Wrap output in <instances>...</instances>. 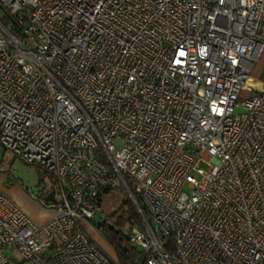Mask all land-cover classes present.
<instances>
[{
  "label": "built area",
  "instance_id": "built-area-1",
  "mask_svg": "<svg viewBox=\"0 0 264 264\" xmlns=\"http://www.w3.org/2000/svg\"><path fill=\"white\" fill-rule=\"evenodd\" d=\"M0 5L22 31L0 19V146L56 198L38 225L0 194V264H118L84 223L119 186L145 264H264V81L238 98L264 54V0Z\"/></svg>",
  "mask_w": 264,
  "mask_h": 264
},
{
  "label": "rangeland",
  "instance_id": "rangeland-1",
  "mask_svg": "<svg viewBox=\"0 0 264 264\" xmlns=\"http://www.w3.org/2000/svg\"><path fill=\"white\" fill-rule=\"evenodd\" d=\"M0 19L2 23L7 27L13 35H19L22 33L21 30H17L16 23L7 14V11L0 5ZM26 26V23L21 25L22 28ZM21 31V32H20ZM252 82H249L243 90H241L238 98L240 101L247 100L256 95L254 89L260 82L264 81V54L260 60L255 65L251 73ZM242 109L237 108L236 111L240 112ZM118 147L121 145L116 143ZM212 162L217 163L214 159ZM199 167L204 171H208L211 166L208 162L202 161L199 163ZM0 176L4 177L7 184H20L29 189H36L37 186L43 188L44 186L49 189L52 188L53 183L50 177L38 168L36 165L27 164L23 160L16 158V156L6 151L0 146ZM101 209L105 216L109 217L116 213L122 214V211L133 210L135 204L131 200L129 194L123 187H112L108 191L102 190L101 193ZM135 213H137V208L135 206ZM92 225L88 222L84 223V228L88 235L100 246V248L107 253L112 259L117 260L116 249L111 246L110 243L105 239L103 234L97 229L92 228ZM118 231L122 235L128 237L131 236V228L127 225H122L118 227ZM21 258L16 254V261L18 262Z\"/></svg>",
  "mask_w": 264,
  "mask_h": 264
},
{
  "label": "trees",
  "instance_id": "trees-1",
  "mask_svg": "<svg viewBox=\"0 0 264 264\" xmlns=\"http://www.w3.org/2000/svg\"><path fill=\"white\" fill-rule=\"evenodd\" d=\"M108 190L109 189H105V191ZM101 193L102 191L98 196L99 209H101V200H100V197L102 195ZM134 211H136L135 206H134ZM134 211L128 210V211H122V214L116 213L112 216L107 217L108 218L107 223H104L103 225L100 226H96L97 229L103 234L105 239L108 241V243H110L111 246H113L114 249H116L118 264H145L143 262V252L141 251V249H139V247L131 243L130 236L126 237L122 235L120 231H118L119 226L127 225V224L130 226L131 232L134 227H141L140 215L138 211L137 213H135ZM111 226H113L114 229H111ZM124 248H126L127 250L124 251ZM13 264H20V263L14 260Z\"/></svg>",
  "mask_w": 264,
  "mask_h": 264
},
{
  "label": "crops",
  "instance_id": "crops-1",
  "mask_svg": "<svg viewBox=\"0 0 264 264\" xmlns=\"http://www.w3.org/2000/svg\"><path fill=\"white\" fill-rule=\"evenodd\" d=\"M53 191L54 183L49 189L45 186L29 189L20 184H7L6 179L0 176V194L13 200L38 225H45L55 217L56 210L53 203L45 201ZM91 227L96 228L95 226Z\"/></svg>",
  "mask_w": 264,
  "mask_h": 264
},
{
  "label": "water",
  "instance_id": "water-1",
  "mask_svg": "<svg viewBox=\"0 0 264 264\" xmlns=\"http://www.w3.org/2000/svg\"><path fill=\"white\" fill-rule=\"evenodd\" d=\"M46 202H51L53 204L56 203V198H55V193L53 191L52 194H50L46 199H45ZM106 221V216L102 213V212H98L96 214V216L93 218V223L95 226H100V225H103L104 222ZM111 229H114L113 226H111ZM127 249L124 248V251H126Z\"/></svg>",
  "mask_w": 264,
  "mask_h": 264
},
{
  "label": "flooded vegetation",
  "instance_id": "flooded-vegetation-1",
  "mask_svg": "<svg viewBox=\"0 0 264 264\" xmlns=\"http://www.w3.org/2000/svg\"><path fill=\"white\" fill-rule=\"evenodd\" d=\"M107 220H108V218H107V216H106V221L104 222V223H107ZM97 228V227H96Z\"/></svg>",
  "mask_w": 264,
  "mask_h": 264
}]
</instances>
